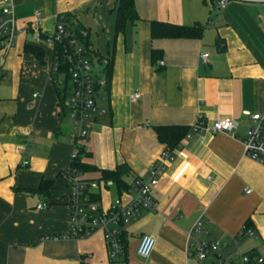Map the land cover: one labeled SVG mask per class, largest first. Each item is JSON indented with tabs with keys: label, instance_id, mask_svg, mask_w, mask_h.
<instances>
[{
	"label": "crops",
	"instance_id": "crops-1",
	"mask_svg": "<svg viewBox=\"0 0 264 264\" xmlns=\"http://www.w3.org/2000/svg\"><path fill=\"white\" fill-rule=\"evenodd\" d=\"M119 2L15 0L20 28L35 23L39 12V25L51 30L57 14L66 13L89 31L93 48L111 58L109 84L99 100L106 112L75 161L90 167L79 169L87 180L127 168V188L112 179L113 185L94 190L100 205L132 199L127 191L165 149L156 126L191 129L199 118L211 125L233 117L236 135L193 132L184 139L152 189L158 211H144L124 226L125 250L116 259L103 231L78 240L48 238L71 225L64 173L75 163L72 120L49 80L52 49L38 45L39 58L26 50L33 33L22 32L0 80V264H187V234L200 217L206 232L197 238L228 242L226 258L264 256V165L247 157L242 143L251 126L247 112L264 111V2L233 0L220 7L217 0H135L140 18L117 32ZM154 20L200 24L204 34L153 38ZM203 53L209 54L207 63ZM136 91L140 97L132 99ZM44 181L51 195L37 190ZM42 203L47 205L38 208ZM248 220L254 235L241 237ZM143 235L156 237L147 259L137 254Z\"/></svg>",
	"mask_w": 264,
	"mask_h": 264
},
{
	"label": "built area",
	"instance_id": "built-area-1",
	"mask_svg": "<svg viewBox=\"0 0 264 264\" xmlns=\"http://www.w3.org/2000/svg\"><path fill=\"white\" fill-rule=\"evenodd\" d=\"M220 7L233 0H217ZM264 2V0H238ZM35 23H28L20 28L15 10V0H0V80L5 79L4 65L9 52L16 46L19 35L24 31L33 33V43L49 46L52 49V61L49 70V80L62 92V111L72 120L70 136L74 147L70 158L75 162L80 157L88 140L96 119L106 112L99 106L100 91L108 85V71L111 58L93 48L90 43L89 31L81 26L79 19L66 13H58L56 22L51 30H43L40 24V13ZM264 28V17L262 18ZM209 54L203 53L202 60L207 63ZM163 64V62H161ZM40 92L34 93L39 97ZM140 92L136 91L132 99H138ZM247 116L251 126L242 138L244 154L253 161L264 165V111L250 113ZM238 121L233 117H219L211 125L203 119L191 127L190 131L174 149L165 148L160 157L152 162L144 176L138 177L135 184L127 192L133 194L129 201L121 197L115 199L109 207H102L94 198V190L109 187L114 184L112 179L87 180L79 175V169L73 164L64 177L69 185L68 206L70 209L71 225L63 235L48 238L82 239L97 231L105 233L111 259H116L124 253V226L138 218L144 211H158V202L152 189L158 185L167 165L174 159L177 149L182 147L184 139L193 132H225L236 135ZM29 161L25 160L24 164ZM252 189H246L251 193ZM38 205V208L46 206ZM206 232L204 220L200 217L187 234L186 256L187 264H264V256L255 252L240 253L237 257L226 258L222 250L229 248L225 241H213L197 238V234ZM254 229L246 224L239 236H253ZM156 245V237L143 235L137 246V254L147 259L152 255Z\"/></svg>",
	"mask_w": 264,
	"mask_h": 264
},
{
	"label": "trees",
	"instance_id": "trees-1",
	"mask_svg": "<svg viewBox=\"0 0 264 264\" xmlns=\"http://www.w3.org/2000/svg\"><path fill=\"white\" fill-rule=\"evenodd\" d=\"M139 18L135 0H120L116 18L117 32H123L128 22H133ZM151 33L153 38H201L204 34V27L200 24L188 26L154 20L151 24ZM42 49V47L35 44L26 45V50L34 52L39 58L43 57ZM152 57L154 60H157L158 54L156 50L153 51ZM109 73L110 68L108 77ZM58 92L60 95V105L62 106L64 98L62 92L59 90ZM62 112L65 113L64 110ZM155 130L159 140L165 144V148L174 149L190 131V127L185 125H159L155 127ZM74 165L78 169L90 168L79 161L75 162ZM125 173H127V168L119 166L116 170H105L103 172V179H113L121 187L127 188V182L123 178ZM48 185L49 182L44 181L37 190L51 195L50 191H48ZM246 226L253 229L251 220L246 222Z\"/></svg>",
	"mask_w": 264,
	"mask_h": 264
}]
</instances>
